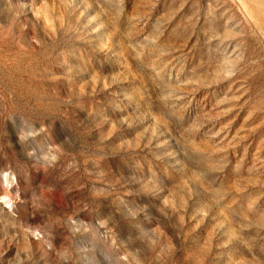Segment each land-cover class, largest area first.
I'll use <instances>...</instances> for the list:
<instances>
[{"label":"rangeland","instance_id":"rangeland-1","mask_svg":"<svg viewBox=\"0 0 264 264\" xmlns=\"http://www.w3.org/2000/svg\"><path fill=\"white\" fill-rule=\"evenodd\" d=\"M0 264H264V0H0Z\"/></svg>","mask_w":264,"mask_h":264}]
</instances>
